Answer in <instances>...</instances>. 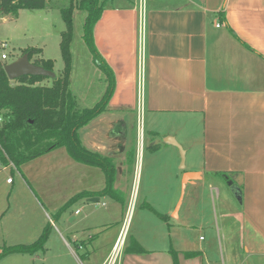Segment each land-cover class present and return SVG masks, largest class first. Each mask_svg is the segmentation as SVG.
Wrapping results in <instances>:
<instances>
[{
    "label": "crops",
    "instance_id": "1",
    "mask_svg": "<svg viewBox=\"0 0 264 264\" xmlns=\"http://www.w3.org/2000/svg\"><path fill=\"white\" fill-rule=\"evenodd\" d=\"M142 9V121L149 150L163 149L167 157L161 165L148 159L151 176L139 194L160 223L142 216L149 235L130 248L125 233L134 147L127 152L128 138L133 141L128 123L137 104ZM92 38L113 87L105 110L79 129V137L85 148L112 159L116 194L100 193L105 176L99 167L71 157L56 166L70 177L63 180L62 209L57 195H43L68 236L66 250L78 246L86 264H103L111 255L114 264H264V0H106ZM93 64L76 73L71 63L70 88L81 107L97 103L107 88L106 70L96 59ZM178 162L185 167L179 175ZM20 172L25 184L9 193L41 210L36 188ZM73 203L80 205L71 221L65 210ZM54 224L50 234L57 237ZM40 228L33 227L34 236Z\"/></svg>",
    "mask_w": 264,
    "mask_h": 264
},
{
    "label": "rangeland",
    "instance_id": "2",
    "mask_svg": "<svg viewBox=\"0 0 264 264\" xmlns=\"http://www.w3.org/2000/svg\"><path fill=\"white\" fill-rule=\"evenodd\" d=\"M52 3H54L55 6ZM60 4L61 1L59 0H51L48 5L49 7L47 8L35 10L22 9L15 16L6 15L0 20V40L7 43V47L3 50L8 55L6 63L15 60L21 55L22 50L26 48H41L43 52L39 57L43 59H51L53 62V72L56 75L60 74L63 69V60L61 58L59 40L60 33L65 28L59 12ZM84 17V11L78 9L73 11V40L71 42L70 52L71 60L73 61V70H75L76 73L84 66L87 69L89 65H94L91 50L82 38V24ZM33 58L31 61H33ZM96 83L97 82H95V84ZM142 116L143 113L141 111V114L138 117L135 108V115L132 118L133 121L130 124L128 123V136L133 138V141L130 143V140L132 139L128 138L129 147H127L128 150L126 149L127 152H130L134 147L133 162L131 166L132 170L129 181L130 185L136 186V198L125 233V244L130 248L138 246L136 238L139 239L142 235H149L148 231L143 228L142 216L152 218L156 224L160 223L157 217L143 206V200L139 194L144 182L148 179V176H151L147 168V162H149L148 159H151L153 156L156 164L161 165L167 157L163 149L153 153L149 150ZM140 132L142 133V148L139 152L138 143ZM132 143H134V146H132ZM63 150L67 152L66 149L62 147V149L57 150L53 154L32 159L30 162H26L17 168L14 166L11 168L0 166V247L3 245L30 244L35 239H38L41 234L40 232L43 231L44 227L50 224V227L47 228L48 238L43 244L42 249L35 251L31 255L22 253L9 254L0 259V264H17L18 261H21L19 264H86L84 257L81 256V252H79L76 247L72 246V244V251L69 249L66 250L63 241L65 239L69 242L67 240L68 236L63 232L61 225L59 224L60 222H57L56 213L53 211V207L47 202V194L43 195V192H51L52 194L57 195L58 206L62 209L64 199L62 198L61 192L63 191V185H66L63 183V180L64 182L65 180L70 181V177L65 179L63 174H61L60 170L57 168L62 161L66 162V160H70L69 154H63ZM184 169L185 167H179L178 162L177 175H179L180 171ZM20 170L27 176L31 186L36 188L37 197L42 203L41 210L39 209V204L33 205V207L38 208L34 209L32 206H29L23 196H15L13 191L9 193V190L12 189L13 186L22 183L25 184L20 175ZM68 172H70V170ZM182 176L183 174L181 175V180ZM8 179L13 180L14 185L9 184L7 182ZM79 205V203H73L69 206L67 205L68 207H66L65 211L66 215H69V220L72 221L74 219L73 211ZM161 207H163L162 209H164V211L168 209L166 204H161ZM53 224L55 228L54 230L57 231V228L59 230V236L57 237L56 235L51 236L50 234L51 228H53L51 226ZM39 225H41V228L39 229L38 234L34 236L32 229ZM155 227L157 226H152V228ZM24 228L29 230V233H21ZM201 234H203V232H201ZM143 243L145 246L152 245L144 238Z\"/></svg>",
    "mask_w": 264,
    "mask_h": 264
},
{
    "label": "trees",
    "instance_id": "3",
    "mask_svg": "<svg viewBox=\"0 0 264 264\" xmlns=\"http://www.w3.org/2000/svg\"><path fill=\"white\" fill-rule=\"evenodd\" d=\"M59 1V12L65 25L59 40L63 60L60 74H55L54 78L24 75L11 81L4 72V64L0 63V166L17 168L54 149L64 147L74 161L101 168L105 186L100 193L115 196L113 183L116 171L112 159L85 148L79 137V129L105 110L113 87L112 75L99 61L92 38L93 26L99 19L106 0ZM50 2L51 0H0L1 14L15 16L22 9H44L49 7ZM75 9L85 12L82 38L89 46L93 59L97 60V65L107 72V88L102 98L90 107H80L77 95L70 88V45ZM40 53V48H26L21 55L27 54L29 61L34 57L32 63L53 71L52 60L39 57ZM79 196L81 195H76ZM48 227L50 224L30 244L3 245L0 248V259L12 253L33 254L41 249L48 238Z\"/></svg>",
    "mask_w": 264,
    "mask_h": 264
},
{
    "label": "built area",
    "instance_id": "4",
    "mask_svg": "<svg viewBox=\"0 0 264 264\" xmlns=\"http://www.w3.org/2000/svg\"><path fill=\"white\" fill-rule=\"evenodd\" d=\"M144 2V0H141ZM144 9L140 10L139 14V26H138V54H139V59H138V69H137V104H136V110H137V115L141 114L142 111V105H143V95H144V80H145V63H144V36H145V19H144ZM5 16L1 14V8H0V20L3 19ZM7 47V43L3 40H0V63L4 64V66L7 64L6 59L8 58V55L6 52L3 50ZM0 121H1V116H0ZM139 152L141 151V146H142V136L139 134ZM10 182L11 180L8 179ZM132 194H131V200L128 204V212L132 210L134 206V201L136 198L135 190L136 186L132 185ZM79 210H76V213H78ZM129 214V213H128ZM128 214L126 216V220L128 217ZM126 223V222H125ZM126 224H124L123 227H125ZM118 243V242H117ZM117 247V244H115V249ZM103 264H114V256H110L107 258V260Z\"/></svg>",
    "mask_w": 264,
    "mask_h": 264
},
{
    "label": "water",
    "instance_id": "5",
    "mask_svg": "<svg viewBox=\"0 0 264 264\" xmlns=\"http://www.w3.org/2000/svg\"><path fill=\"white\" fill-rule=\"evenodd\" d=\"M4 72L7 76V78L11 81L16 80L17 78L24 76V75H34V76H44V77H50L54 78L55 73L51 70H47L39 65H36L29 61L27 54H22L19 57H17L15 60H13L10 63H7L4 66ZM169 139H166L168 141ZM179 152H180V164L183 165L184 162V156H183V150L181 146L173 142ZM97 199V198H96Z\"/></svg>",
    "mask_w": 264,
    "mask_h": 264
}]
</instances>
